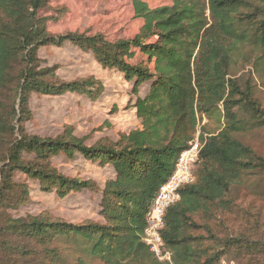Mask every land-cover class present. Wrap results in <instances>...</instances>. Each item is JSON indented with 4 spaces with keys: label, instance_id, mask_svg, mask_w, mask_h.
<instances>
[{
    "label": "trees",
    "instance_id": "16d2710c",
    "mask_svg": "<svg viewBox=\"0 0 264 264\" xmlns=\"http://www.w3.org/2000/svg\"><path fill=\"white\" fill-rule=\"evenodd\" d=\"M46 1L0 0V262L16 264L34 246L54 254L58 249L49 247L62 242L103 264H217L233 245L248 253L254 242L218 235L212 222L232 211L234 185L264 171V157L239 137L264 127L254 81L264 72V0H172L155 8L133 0L143 24L134 36L115 41L101 33H51L38 13ZM67 42L132 83L139 127L92 145L70 130L55 138L27 132L32 94L93 97L103 90L93 77L63 81L55 67L41 66L39 48ZM237 64L249 69L238 75ZM197 121L195 177L165 212L161 235L171 263L159 261L142 241L145 213ZM77 154L113 170L100 199L103 223L6 213L28 198L17 174L61 198L91 188L90 180L64 176L51 163ZM86 262L78 256L76 264Z\"/></svg>",
    "mask_w": 264,
    "mask_h": 264
},
{
    "label": "rangeland",
    "instance_id": "374dc122",
    "mask_svg": "<svg viewBox=\"0 0 264 264\" xmlns=\"http://www.w3.org/2000/svg\"><path fill=\"white\" fill-rule=\"evenodd\" d=\"M142 1L155 8L170 4L172 0ZM38 13L46 18L47 29L53 34L67 31L101 33L110 41L134 36L143 24V19L134 14L133 0H47ZM38 56L41 66L55 67L59 80L93 77L102 83L103 90L93 97L77 92L55 96L32 94L29 99L31 117L25 122L28 133L55 138L70 130L78 137H85L86 145H92L100 139L114 141L119 134L139 127L132 106L136 95L131 92L132 83L126 81L122 73L101 67L91 53L68 42L62 46L41 47ZM236 67L238 75L249 69L239 70L240 64ZM254 81L258 83L256 96L264 107V72L262 78L255 76ZM145 87L142 85L138 91L143 93ZM204 122L203 117L201 123ZM201 123L197 121L192 138L199 137ZM210 124L212 127L214 123L210 121ZM239 137L264 157V127H252ZM51 163L64 176L90 180L94 185L71 191L61 198L54 190L43 191L36 180L17 174L15 181L28 187V198L25 203L8 208L6 213L12 217L41 214L68 223H103L100 199L104 183L113 176L112 168L86 161L79 154L73 158L56 156ZM231 197L235 200L232 211L218 213L212 224L218 235L245 237L255 245L248 253L244 247L235 249L233 245L217 264H264V171L245 176L241 183L232 187ZM68 243L51 245L49 249H58L54 254L31 247L32 251L24 254L23 260L16 264H76L78 256L87 259L85 264H103ZM0 264L12 263L1 261Z\"/></svg>",
    "mask_w": 264,
    "mask_h": 264
},
{
    "label": "built area",
    "instance_id": "2783aa9c",
    "mask_svg": "<svg viewBox=\"0 0 264 264\" xmlns=\"http://www.w3.org/2000/svg\"><path fill=\"white\" fill-rule=\"evenodd\" d=\"M201 144L196 136L180 152L168 179L162 184L145 213L142 241L159 261L171 263V253L164 247L161 230L166 210L180 198V188L194 180V168Z\"/></svg>",
    "mask_w": 264,
    "mask_h": 264
}]
</instances>
